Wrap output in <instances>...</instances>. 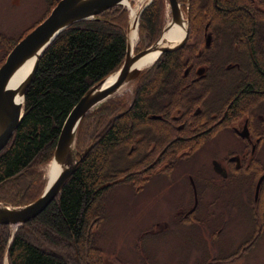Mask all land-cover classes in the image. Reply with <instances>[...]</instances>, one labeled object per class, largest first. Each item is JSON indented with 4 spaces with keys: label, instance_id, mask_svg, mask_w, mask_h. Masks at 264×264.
Masks as SVG:
<instances>
[{
    "label": "trees",
    "instance_id": "1",
    "mask_svg": "<svg viewBox=\"0 0 264 264\" xmlns=\"http://www.w3.org/2000/svg\"><path fill=\"white\" fill-rule=\"evenodd\" d=\"M246 2L189 0V11L195 26L207 16L225 23L228 29L238 28L245 44L246 40H255L257 29L250 15L253 8L249 3L243 5ZM163 11L162 0H153L142 13L136 53L159 38ZM126 25V10L114 6L71 25L45 50L26 89L20 125L0 152L1 203L23 206L40 194L32 191L41 181L35 166L51 161L63 125L82 96L122 66ZM177 53L162 55L141 73L138 80H143L142 85L129 108L118 105L119 99L117 103L109 99L81 120L76 148L80 152L93 145L92 149L42 213L15 232L10 226H0V264H69L67 259L79 264H103L91 229L95 219L104 216L103 193L108 188H98L123 176H127V182H136L145 165L135 162L134 156L148 152L157 132L169 135L165 124L148 116L160 114L172 95L175 100L171 101L188 106L187 95L175 87L182 81ZM255 75L264 88L261 60L256 63ZM252 88L244 90L242 99L250 95ZM138 148L141 151L134 150ZM31 234L46 248L31 242ZM61 247L65 251L58 254Z\"/></svg>",
    "mask_w": 264,
    "mask_h": 264
},
{
    "label": "flooded vegetation",
    "instance_id": "2",
    "mask_svg": "<svg viewBox=\"0 0 264 264\" xmlns=\"http://www.w3.org/2000/svg\"><path fill=\"white\" fill-rule=\"evenodd\" d=\"M246 1L243 5L249 3L252 6L250 15L257 29L255 40H246L245 44L238 28L228 29L220 20H215V25L210 17L207 21L210 24L206 27L204 24L201 36L200 32H196L197 38L191 41L190 35L195 27L193 17L189 11L187 19V0L178 1L182 4L181 10L185 8L186 13L182 14H185L183 20H188L189 34L184 46L168 53L178 52L182 81L177 82L175 87L187 95L188 106L171 101L175 100L172 95L163 104L160 114L150 115L157 119L148 116L150 120L165 124L169 135L167 137L164 133L160 137L158 132L153 135L155 140L149 144L148 152L139 153L136 161L145 165L140 174H146V171L148 173L161 164L164 169H173L185 158L191 159L189 162L192 165L196 163L194 157L207 144L214 147L213 153L207 157H213L210 161L214 174L209 176L210 172H205L203 163L202 172L192 170L194 176L189 174L187 177L189 190L184 191L174 216L179 217L178 221L186 228L200 227L206 232L213 227V221L210 213L201 209L200 198L208 196L209 184L216 190L232 187V192L243 201L251 218V228L243 247L245 252H249L257 242L259 231L264 229V88L261 87V80L255 77L257 61L261 60L264 66V0ZM214 84H225L224 89L219 95H214L212 102H208L212 94L211 85ZM247 87L253 88L250 95L242 99ZM134 150L141 151L140 148ZM155 151H158L157 156L151 159V153ZM169 151L174 152L170 155ZM196 151L198 153L191 157ZM220 154L223 155L218 157ZM204 208L212 209L215 218L218 217L226 225V219L214 210L212 203L211 207ZM221 233L220 228L212 235L215 237ZM218 262L222 261L213 259L207 264Z\"/></svg>",
    "mask_w": 264,
    "mask_h": 264
},
{
    "label": "rangeland",
    "instance_id": "3",
    "mask_svg": "<svg viewBox=\"0 0 264 264\" xmlns=\"http://www.w3.org/2000/svg\"><path fill=\"white\" fill-rule=\"evenodd\" d=\"M138 1L127 0L130 7L127 4L119 6L127 13L126 31L131 22L130 10L137 6ZM149 1L143 0L140 7ZM162 2L164 11L163 22L158 34L160 36L171 18L168 1L162 0ZM55 3L56 0H0V66L15 46L14 43L19 42L43 21ZM182 12L186 13L184 7H182ZM141 15L138 20V33ZM209 20V17L204 16L200 24L193 28V33L190 35L191 41L197 38L196 32H200L201 36L206 24H210L207 22ZM213 24L217 25L216 21ZM138 45L139 35L134 45V52ZM142 81L137 80L122 88L110 99H115V103L119 99L121 101L117 103L118 105H126L129 108L132 105L135 91L142 85ZM224 85H211L212 94H210L208 102L215 99L214 95L221 93ZM157 136L161 137L160 133H157ZM213 151L214 147H209L207 144L198 155H196L198 151L191 154V157L196 155L194 157L196 163L192 165L189 162L191 159L186 160V158L174 165L173 169H164L161 164L148 173L146 171V174H139L134 183L125 180L108 187L103 193L104 216L99 220L95 219L96 224L91 229L94 234V246L100 249L103 264H207V261L213 259L222 262L212 264H264V229L259 231L254 248L249 252L244 251L245 239L251 228V218L243 201L232 192V187L226 190H216L209 184L208 196L200 198L201 209L204 212L208 211L213 221V227L206 232L202 231L200 227L188 226L186 228L178 221L179 217L174 216V210L184 197V191L189 190L187 177L189 174L194 176L191 174L194 172L192 170L202 172L205 168V172H210L209 176H212L210 159L213 157L208 159L207 157ZM157 153L158 151L151 153V159L156 157ZM222 155L220 154L218 157ZM138 157L139 153L134 156V160ZM50 162L35 166L36 171L41 175L40 183H36L32 190L34 194L37 193V190L40 191L36 198L42 194L46 187ZM201 163L205 165L204 168ZM124 167L122 166V168ZM147 180L149 181L146 183ZM211 203L214 210L226 219V225L218 217L215 218L216 215L212 209L204 208L211 207ZM220 228L222 233L214 237L212 232ZM17 229L10 227L13 232ZM156 231L157 233H155ZM31 236L32 234L28 236L31 242L41 245V242L34 241ZM41 246L46 248L45 244ZM63 251L65 249L62 247L57 249L58 254H62ZM232 253L236 255L231 257ZM237 255H239L238 258H236ZM67 262L79 264L68 259Z\"/></svg>",
    "mask_w": 264,
    "mask_h": 264
},
{
    "label": "water",
    "instance_id": "4",
    "mask_svg": "<svg viewBox=\"0 0 264 264\" xmlns=\"http://www.w3.org/2000/svg\"><path fill=\"white\" fill-rule=\"evenodd\" d=\"M151 1L144 4L137 14L133 21L135 27L138 28L139 17ZM167 1L171 18L164 27L161 36L150 46L135 53L128 37V27L126 31V56L122 66L113 74L112 78L108 76L93 85L75 105L63 125L50 162L58 168V173L53 179L47 181L42 194L31 203L15 207L0 202V226H10L17 229L37 217L54 201L79 161L93 147V145H89L80 153L76 149L77 130L81 120L92 109L113 97L140 76L143 71L138 65L140 60L149 54L156 53V62L164 53L175 51L184 46L189 34L187 20L189 0L186 4L187 19L185 20L182 17V4L177 0ZM127 3V0H59L49 15L10 50L4 63L0 66V152L20 125L25 110L26 89L41 56L49 45L71 25L82 20H90L100 12ZM172 26L180 27L183 30L182 36L177 42H169L164 38L168 28ZM32 57L33 65L29 73L18 86H11L16 71ZM150 118L157 119L155 116H150ZM125 179L126 176L107 182L101 185L98 190L119 184Z\"/></svg>",
    "mask_w": 264,
    "mask_h": 264
},
{
    "label": "bare ground",
    "instance_id": "5",
    "mask_svg": "<svg viewBox=\"0 0 264 264\" xmlns=\"http://www.w3.org/2000/svg\"><path fill=\"white\" fill-rule=\"evenodd\" d=\"M142 1L143 0H139L137 3V6L130 10L131 11L130 12L131 22H130V26H129L128 37H129L133 47L136 44L137 38H138V28L135 27L133 21L135 20L137 14L139 13V11L142 8V7H140V4ZM127 6H129V4H127ZM182 17L184 19L183 15H182ZM182 33H183V30L180 27L172 26L171 28H168L164 38L169 42H177L180 39V37L182 36ZM156 57H157L156 53L149 54L146 57H144L142 60H140L138 65L143 70L149 69L154 65ZM32 65H33V57L30 60H28L26 63H24L16 71L15 75L12 78L11 86H13V87L18 86L23 81L25 76L29 73ZM110 77L112 78L113 74ZM57 173H58V168L53 166V164H50L49 171H48V180L53 179Z\"/></svg>",
    "mask_w": 264,
    "mask_h": 264
}]
</instances>
